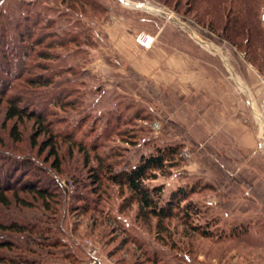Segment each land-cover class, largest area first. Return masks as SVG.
Listing matches in <instances>:
<instances>
[{
    "label": "rangeland",
    "instance_id": "obj_1",
    "mask_svg": "<svg viewBox=\"0 0 264 264\" xmlns=\"http://www.w3.org/2000/svg\"><path fill=\"white\" fill-rule=\"evenodd\" d=\"M181 9L157 0H0L6 14L0 30L8 28L6 46L0 47V90L6 93L0 96V150L27 160L21 164L25 181L49 186L56 196L46 210L32 194H19L30 203L26 207L8 193L13 205L0 206V221L52 230L47 247L32 246L34 253L26 254L13 250L10 256L32 264H95L90 252L98 264H215L231 257L232 206L261 199L262 161L215 159L205 145L184 140L182 85L180 95L167 88V52L176 59L185 53L196 71L200 65L212 73L245 72L246 65L237 48ZM261 15L264 23V0ZM22 17L30 18L39 46L20 43L15 24ZM141 35L153 39L149 47L139 43ZM23 50L29 52L24 70ZM41 78L49 86L37 84ZM12 100L42 114L49 133L41 134L31 118L6 120ZM169 147L178 149L175 161L146 182L150 190H162L159 206L181 189L198 190L174 218L160 222L142 216L131 192L107 181V170L130 171ZM57 162L59 170L53 169ZM100 167L101 182H95ZM206 229L212 238L201 236ZM233 255L246 262V250Z\"/></svg>",
    "mask_w": 264,
    "mask_h": 264
},
{
    "label": "trees",
    "instance_id": "obj_2",
    "mask_svg": "<svg viewBox=\"0 0 264 264\" xmlns=\"http://www.w3.org/2000/svg\"><path fill=\"white\" fill-rule=\"evenodd\" d=\"M160 3H164L175 10H180L183 6L186 7V14H194L195 21L208 28L215 34H218L222 39L227 41L232 47L237 48L243 55L244 61L252 66L258 68L261 72L264 67V23L262 20L261 9L263 0H157ZM202 3L205 6H202ZM24 3H22V7ZM182 10V9H181ZM6 14L3 10H0V21L4 20ZM30 18L22 17V20H18L15 24V30L17 31L18 39L22 45L31 44L36 31L29 27ZM38 23V24H37ZM36 27L40 25L36 22ZM8 28L0 30V47H5V38ZM32 46H39L41 39H36ZM24 54L21 59V65L24 70L27 67V58H29L28 50H23ZM40 57L47 58L46 55L41 54ZM3 58V57H2ZM4 60V58H3ZM25 67V68H24ZM264 73V71L262 72ZM3 82V81H2ZM43 87L49 86L50 82L42 80L37 83ZM10 85V84H8ZM8 87V86H7ZM6 88V87H5ZM9 88V87H8ZM5 89L0 90V96H5ZM16 101V102H14ZM21 100L9 101V107L6 111V120L31 118L38 123L41 129V134L49 133L46 127V118L42 114H37L35 111L30 112L28 109L19 107ZM17 130L14 129L12 136L16 141H20L19 137H15ZM0 160L11 161L13 164L10 166L2 165L0 168V206L9 210L11 208L12 201L8 197V193L13 194L14 201L26 207H30V203L27 200L19 197L20 193L32 194L37 200L43 202V207L46 210H50L49 201L56 199L55 193H50V187H40V185L33 181H25L22 177L23 167L27 160L17 159L11 157L6 153H1ZM177 148H167L160 150L154 156L149 158H143L141 163L130 171H122L120 173H114L112 169L108 168L107 181L114 186L121 189L126 188L132 194V202L139 205L140 214L142 216L155 217L163 222L174 218L175 210L180 208L182 203L189 200L192 194L198 190V186L192 187L189 191L181 189L173 195L169 204L163 207L159 206L158 195L162 192L160 189L150 190L146 186V182L150 179L156 178V172H162L168 165L173 164L175 161V155H177ZM1 156H4L1 158ZM31 158V157H30ZM29 159V157L27 158ZM32 161V159H29ZM6 166V169H5ZM60 166L58 162L54 165L55 170H59ZM3 170V171H2ZM4 170H7L6 173ZM103 168L94 170L93 179L95 182H101V175ZM28 172V171H27ZM6 174V175H5ZM21 174L16 180L13 175ZM54 185V184H53ZM157 199V200H156ZM191 204L187 207L191 208ZM43 223V220L40 221ZM52 232L50 228H44L41 224H21L18 221L12 220L10 222L0 221V264H32L29 259H26L22 255L16 257L10 256V252L13 250L20 251L21 254L34 253L32 246L47 247L46 242L49 239L47 235ZM199 232V231H198ZM240 231H236L235 233ZM245 233V228L241 230ZM203 238H212L213 233L209 230L200 232ZM19 236L23 240L25 245L16 243L13 237ZM18 239V238H17ZM5 251L2 253V251ZM40 256V255H39ZM17 257H20L17 259Z\"/></svg>",
    "mask_w": 264,
    "mask_h": 264
},
{
    "label": "crops",
    "instance_id": "obj_3",
    "mask_svg": "<svg viewBox=\"0 0 264 264\" xmlns=\"http://www.w3.org/2000/svg\"><path fill=\"white\" fill-rule=\"evenodd\" d=\"M167 58V88L179 94L182 85L184 140L205 145L203 149L213 151L211 157L215 159L262 161V197L233 204L230 243L236 248L227 261L214 262L239 264L233 253L246 250L243 264H264V147L260 148V143L264 144V75H254L243 57L245 72L235 73H212L200 65L196 71L185 53L176 59L174 52H167ZM254 188L251 186L247 195L251 196ZM243 228L245 233L241 232Z\"/></svg>",
    "mask_w": 264,
    "mask_h": 264
},
{
    "label": "built area",
    "instance_id": "obj_4",
    "mask_svg": "<svg viewBox=\"0 0 264 264\" xmlns=\"http://www.w3.org/2000/svg\"><path fill=\"white\" fill-rule=\"evenodd\" d=\"M146 37L147 36H145V35H141L139 37V40H140L139 43L144 45V46H148L149 47L153 41L145 40ZM263 147H264V144L261 142L260 143V148L262 149ZM89 254H90V256H91V258L93 260V263L98 264V259L96 258V254L92 253V252H90Z\"/></svg>",
    "mask_w": 264,
    "mask_h": 264
},
{
    "label": "bare ground",
    "instance_id": "obj_5",
    "mask_svg": "<svg viewBox=\"0 0 264 264\" xmlns=\"http://www.w3.org/2000/svg\"><path fill=\"white\" fill-rule=\"evenodd\" d=\"M125 1V0H124ZM128 2V1H127ZM141 7H144V6H141ZM148 7V6H147ZM149 8V7H148ZM155 9V8H154ZM153 8H149V11H151V12H156L155 10H154ZM158 12V11H157ZM172 17V16H171ZM145 40H149V41H153V39L151 38V37H149V36H147L146 37V39Z\"/></svg>",
    "mask_w": 264,
    "mask_h": 264
}]
</instances>
